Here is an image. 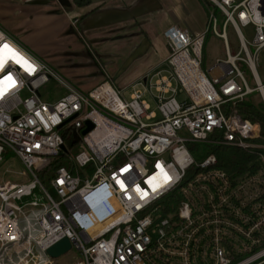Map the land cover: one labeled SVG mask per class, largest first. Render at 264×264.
I'll list each match as a JSON object with an SVG mask.
<instances>
[{"label": "built area", "instance_id": "built-area-1", "mask_svg": "<svg viewBox=\"0 0 264 264\" xmlns=\"http://www.w3.org/2000/svg\"><path fill=\"white\" fill-rule=\"evenodd\" d=\"M212 1L226 15L222 31L215 14H211L205 34L194 37L177 26L165 32L172 52V77L181 83L191 103H180L175 96L165 98L175 90L171 79L161 75L155 88L161 93L158 108L162 119L152 123L143 120L155 116L148 112L143 93L135 91L126 100L123 90L110 79L85 93L0 28V46L8 44L19 54L17 59L22 58L17 63L4 50L0 160L6 151L12 152L32 175L26 183L0 184V264H50L53 261L46 252L63 238L71 241L70 251L76 248L83 254L80 264H160L161 260L201 264L197 254L202 236L198 232L209 226L207 233L213 238L204 246L202 260L208 255L215 264H239L224 243L223 235L229 229L223 225L235 230L239 227L224 217L222 206L234 209L237 216L234 201L243 186L230 188L225 173L201 172L182 187L184 193L206 191L212 206L209 210L199 206L201 213L194 216L191 203L184 201L178 208L179 221L155 215L157 203L180 188L187 171L196 164L188 143L217 142L244 149L260 146L253 142L260 136L259 124L231 104L254 92H259L264 102V84L256 68L264 48V0ZM228 23L233 24L240 42L236 55L231 54L227 41ZM251 25L254 36L248 40L242 29ZM210 31L224 39L226 57H218L204 69L203 49ZM182 56L186 60L178 61ZM24 60L34 66V71L27 70ZM239 61L248 65L255 87L247 82ZM9 75L14 84L5 80ZM51 78L66 90L55 102L43 100L40 93ZM86 121L94 127L82 135ZM184 130L189 133L187 137L181 135ZM67 134H72L74 142L80 136L91 151V155L79 153L75 160L82 168L92 166L93 172L77 170L75 174L59 167L50 181L52 194L39 173L67 152ZM216 163V157L210 155L198 166L206 169ZM155 174H159L157 182L150 183ZM207 182L213 184L214 192ZM26 197L33 199L23 203ZM112 217L116 220L111 225L92 231L97 223ZM262 258L264 252L243 264Z\"/></svg>", "mask_w": 264, "mask_h": 264}, {"label": "rangeland", "instance_id": "rangeland-1", "mask_svg": "<svg viewBox=\"0 0 264 264\" xmlns=\"http://www.w3.org/2000/svg\"><path fill=\"white\" fill-rule=\"evenodd\" d=\"M205 2H208L210 5V15L215 14L217 21H218V30L222 31L223 24L225 21V17L222 15V13L219 10L218 6L213 2L212 0H204ZM239 2V0H237ZM218 8V10H217ZM84 19H76L69 21V26L71 29V32L74 34L67 35L66 37L60 39L58 38L54 46L48 50V52H45L44 55L40 54L41 56H38L40 59L48 62V64L57 70L61 75L65 77V79H68L72 84L77 86L79 89L84 91L85 93H89L91 90H93L96 86H98L100 83L105 81V79H110L115 84V87L117 89H122V95L126 100L131 99V95L135 92H141L144 94V99L149 105V113H154L155 116L151 119L143 118L144 122L152 123L155 121H158L162 119V114L158 108L159 102L158 98L161 96V93L155 88V85L160 78V76H166L169 79H171L172 82V88L175 90V92H170L166 95H164L165 98H172L175 96L177 100L180 103L188 102L191 103V100L182 87L181 83H179L176 78L172 77V66L170 64L169 60H166L165 64L160 66L158 69H156L151 76H149L147 82L145 83L143 80L141 82H131L128 83L126 81H121V76L119 77V72H122L123 69H126V66L129 67H138L140 70H144L147 68L148 65L147 62L149 61L148 53L154 52L153 47L154 44L152 43L151 39H148L146 37V34L143 33L141 30L138 32L139 35L143 36L142 39H136V43L139 42V44H135V39H120V45L122 48L120 50H123L125 47L123 44L127 43L128 47H133L134 50L131 53V55L128 57L127 61L123 62V64L120 62V59L117 58V55H115L116 58H112L111 56L106 57L105 55L101 54L97 51L95 48L96 43L99 44V46H103L108 44L107 41H115L116 38H113V32L109 31L108 28L101 29L99 31L92 32V36H89L86 30H83L80 28L81 25L84 24ZM210 20V19H209ZM84 21V22H83ZM65 25V23H63ZM58 25V24H57ZM243 32L248 40H251L254 36L253 32V26L244 27ZM67 33V30L65 31ZM102 34V35H101ZM226 34H227V41L229 44V48L231 51V54L236 55L240 51V42L238 40L237 34L235 32V29L233 27V24L228 23L226 27ZM12 35V34H11ZM101 35V36H99ZM13 36V35H12ZM112 36V37H111ZM165 36V33H164ZM14 39H16L19 43V38H16L13 36ZM125 40V42H124ZM170 48V47H169ZM205 50H206V56L204 58L203 68L206 69L209 66H211L216 59L219 58H225L226 57V49H225V42L224 39L219 36H217L213 31H210L206 37L205 41ZM250 50L253 51L254 48L250 46ZM30 51V50H29ZM126 51V49H125ZM124 52V51H123ZM241 55H244L242 52ZM135 56V57H134ZM123 58V56H121ZM133 57V58H132ZM131 58V60H130ZM116 59V61H115ZM154 60V59H153ZM142 63H140V62ZM138 63V65H137ZM149 63V62H148ZM135 64V65H134ZM117 67L116 69H111L112 66ZM137 65V66H136ZM146 65V66H145ZM238 67L240 70H242L247 82L250 86L255 87V81L253 78V75L248 67V65L243 62H238ZM260 80L264 84V48L261 50L258 58V62L256 65ZM118 70V71H117ZM158 71H162L161 75L158 74ZM118 73V74H117ZM123 73V72H122ZM121 73V74H122ZM99 78V79H98ZM120 78V79H119ZM125 88V89H124ZM40 93L42 95L43 100L48 102H55L58 99H60L64 94H66V90L54 79L51 78L49 82H47L42 88L40 89ZM187 131H182L181 135L187 137L188 136ZM257 139V138H256ZM254 142V141H253ZM256 145H260L254 142ZM262 149L263 146H256L248 148L247 150H256V149ZM86 152L89 155H91V151L88 149L86 144L82 141L75 143L72 147L67 149V152L65 153V157H61V161L64 164V167H66L70 171H74L76 174L77 170L80 173L84 174H92L93 167L88 166L85 168H82L78 165V163L75 160V157L78 156L79 153ZM123 155L120 156V160H123ZM54 173L50 171V176L52 178L54 177ZM32 179V175L30 174V171L26 166L21 162L20 159H18L12 152L6 151L3 154V159L0 160V184H3L6 181H10L13 183H26ZM260 179V178H255ZM46 184V188L54 194V192L51 189L50 183H44ZM243 192L248 195L247 200H250L252 198H255L257 195L262 194L264 192V189H261L256 183H245L242 185ZM33 199V197H26L24 199V202H27L28 200ZM246 202V200H245ZM245 204V203H244ZM241 213V212H240ZM178 214V210L174 211L173 214L170 215L172 217L173 215ZM241 218H245V222L249 220V217L240 214ZM158 217H163L162 212L158 214ZM264 224V213H261L260 219L256 224H254L250 230H246L244 227L239 226L237 232L238 233H232L229 230H226L225 236L227 238H232L234 240V248L241 253L246 254L249 250L252 249V247L257 244V239L253 238L252 233L259 227L261 224ZM264 252V249L260 250L259 252L255 253V255ZM199 257V254H197ZM203 255V252H202ZM255 256L254 254H252ZM252 255L247 256L243 259H240L238 262L239 264H243L246 259L253 257ZM204 256V255H203ZM211 257V256H210ZM53 262L50 264H80L84 260L83 254L77 250L76 248H73L72 251H70L68 254L63 255L59 258H52ZM204 264H215L208 258V255H206L204 259ZM254 264H264V259H259Z\"/></svg>", "mask_w": 264, "mask_h": 264}, {"label": "crops", "instance_id": "crops-1", "mask_svg": "<svg viewBox=\"0 0 264 264\" xmlns=\"http://www.w3.org/2000/svg\"><path fill=\"white\" fill-rule=\"evenodd\" d=\"M88 1H91L90 4ZM139 7L144 10L139 17L125 22L87 28L86 31L89 36H92V32L105 28L113 32L112 36L116 38L115 41H107L109 43L103 46L96 43L98 46L95 48L106 57L111 56V59L116 58L115 55H117L122 64L127 61L135 45L127 48L128 44L125 43L123 44L125 48L120 50L122 44L120 45L119 40L135 39L137 45L139 42L136 43V39L143 38L138 32L141 30L145 33L154 44V52L148 53L149 63L145 65L147 68L140 70L137 63V67L133 66L129 69L126 66V69L122 70L123 73L119 72L121 81L141 82L148 80L156 69L169 60L172 52L164 36L166 30L177 26L194 37L205 34L209 26L210 12L205 8L203 0H99L97 2H92V0H35L28 3L23 0H0V28L19 38L21 43L14 40L31 53L41 56L40 54L44 55L54 46L58 38L62 39L74 34L71 32L69 21L83 18L86 20L87 16L98 8L128 10ZM113 66L109 67L117 68ZM161 72L158 71V74L161 75Z\"/></svg>", "mask_w": 264, "mask_h": 264}, {"label": "trees", "instance_id": "trees-1", "mask_svg": "<svg viewBox=\"0 0 264 264\" xmlns=\"http://www.w3.org/2000/svg\"><path fill=\"white\" fill-rule=\"evenodd\" d=\"M203 3L205 8L210 11L211 8L208 2H205L203 0ZM218 11L222 13L226 20V15L221 10V8H219ZM205 49L206 48L204 45L203 63L204 58L206 56ZM231 105L233 106V108L239 110L244 116H247L248 118L259 124L261 133L260 136L254 140V142L262 145L263 148L251 151L235 146L230 147L229 145H224L217 142L188 143V149L190 150L196 164H194L187 171V174L183 179L181 187L172 191L157 203L159 209L155 213V215H158L160 214V212H162L163 217H169L174 220V222L179 221L178 214H174L172 217H170V215L173 214L174 211L178 210L179 206H181V203H183L184 201H188L191 203L194 216H197L201 213V211L198 209L199 206H206V209L209 210L212 206L209 204V202H207L208 194L206 191L201 192L200 194H197L194 191H191L190 193H184L182 189V187L188 186L190 181L194 179V177L197 176L199 173L207 172L209 170H216L225 173V175L227 176L226 179L230 183V188H236L238 186H242L245 183L251 182L256 183L261 189H264V161L261 157H264V102L261 98L260 93L254 92L252 94L247 95L243 100L237 101ZM65 143L68 148L74 145V138L72 134L66 135ZM210 155H214L216 157L217 163L214 166H210L206 169L199 167L198 165ZM65 156L66 154L63 153L62 155L55 157L52 160L51 165L47 168V170L41 171L39 173V177L43 183H50L52 179V176H50V171L55 174L56 171L59 170V167L64 166L61 161V157ZM74 171L75 170L71 172L74 173ZM255 178L260 179L257 180ZM218 181L221 185L222 180L218 179ZM207 183L214 192L215 188H213V184L211 182ZM240 192L241 193L239 199L234 201L236 207H238L239 214L236 216L234 209L223 205L222 209L224 210V217H227V219L236 222L238 227L242 226L246 230H250V228L254 224H256V221H259L261 213H264V192L250 200H247L248 195L245 194L243 190H240ZM240 214L248 216L249 220L245 222V218H241ZM223 226L225 228H228L233 233H238L237 230L233 228H230L225 225ZM211 227L209 226L207 228L210 229ZM207 228H203L198 232V236H202L198 250L201 264H204V261L201 258V253L204 249V246L207 244V241H210L213 238L212 233H207ZM223 236L225 237L224 243L229 253L234 255V262H238L240 259H243L264 249L263 223L260 225L259 229L257 228L252 233L253 238H256L258 241L257 244H255L252 249L249 250L246 254H241L236 250V248H234V240L232 238H227L225 234ZM165 256L169 255L165 254ZM160 264H171V262L164 263L161 260Z\"/></svg>", "mask_w": 264, "mask_h": 264}, {"label": "water", "instance_id": "water-1", "mask_svg": "<svg viewBox=\"0 0 264 264\" xmlns=\"http://www.w3.org/2000/svg\"><path fill=\"white\" fill-rule=\"evenodd\" d=\"M35 0H32L30 2H33ZM99 0H92V2H97ZM91 2V1H90ZM88 1V3L90 4ZM264 10V8L262 9ZM144 13V10L139 8H133L128 10H116V9H99L92 12L89 16H87L86 20H84V24L80 26V28L83 30H86L87 28H96L99 26H106L110 24L125 22L128 20H132L136 17H139ZM264 14V11H263ZM135 57V56H134ZM133 58V57H132ZM131 60V58H130ZM86 128L82 130L81 134L86 135L89 133L93 127L94 124L91 121H86ZM81 141L80 136L77 137L74 144ZM62 150H66V146H63ZM72 243L68 238H63L56 244H54L52 247H50L46 254L48 258H59L63 255H66L71 249H72Z\"/></svg>", "mask_w": 264, "mask_h": 264}, {"label": "snow or ice", "instance_id": "snow-or-ice-1", "mask_svg": "<svg viewBox=\"0 0 264 264\" xmlns=\"http://www.w3.org/2000/svg\"><path fill=\"white\" fill-rule=\"evenodd\" d=\"M4 50H7L11 54L10 58H12L15 62L19 63L20 59H22V58L17 59V57H19V54L16 53L13 49H11V47L8 44L5 43L2 46H0V69H2L5 64ZM23 63L27 65V70L34 71V66L31 65L27 60H24ZM5 80L12 81L13 84L15 83L11 75L5 77ZM0 83H3V81H0Z\"/></svg>", "mask_w": 264, "mask_h": 264}, {"label": "bare ground", "instance_id": "bare-ground-1", "mask_svg": "<svg viewBox=\"0 0 264 264\" xmlns=\"http://www.w3.org/2000/svg\"><path fill=\"white\" fill-rule=\"evenodd\" d=\"M177 60L178 61L179 60L182 61V60H186V59H184L183 56H182V57L178 58ZM159 168H161V167L159 166ZM157 177H159V174H155L152 178L149 179V182L150 183L153 182V181H156L157 182ZM115 220H116V218L115 217H112V218L107 219L105 222L97 223L92 231H96V232L97 231H101L105 227L111 225L113 223V221H115Z\"/></svg>", "mask_w": 264, "mask_h": 264}]
</instances>
